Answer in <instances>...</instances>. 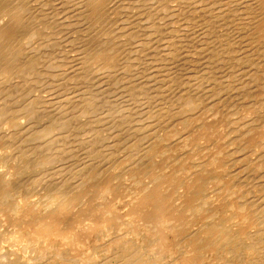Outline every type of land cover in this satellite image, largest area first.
Masks as SVG:
<instances>
[{
    "label": "bare ground",
    "instance_id": "1",
    "mask_svg": "<svg viewBox=\"0 0 264 264\" xmlns=\"http://www.w3.org/2000/svg\"><path fill=\"white\" fill-rule=\"evenodd\" d=\"M258 80L264 0H0V264H264ZM236 84L238 147L181 152Z\"/></svg>",
    "mask_w": 264,
    "mask_h": 264
},
{
    "label": "rangeland",
    "instance_id": "2",
    "mask_svg": "<svg viewBox=\"0 0 264 264\" xmlns=\"http://www.w3.org/2000/svg\"><path fill=\"white\" fill-rule=\"evenodd\" d=\"M208 54H209L208 53V49H206L204 51L203 56H206V55L208 56ZM205 61L206 60L204 59L202 62L204 63ZM244 68L246 70L245 73H247V76L249 77V75L251 73V70L253 69V65L252 64L250 65V63H248L246 66H244ZM263 81L264 80H258V82H259V89H262L264 91L263 86H260V84ZM236 85H238V84H236ZM201 88L203 89V87H201ZM243 91H244V89H241V84H240V85H238V86L235 87L234 91L224 92V93H222L220 95V97L222 96L221 98L219 96L217 98H215V102H213V104H217V108L210 110V108L204 107L205 109H198V110L194 111V113H196L198 116H200L201 118H203V121L199 124L200 125L199 128H202V125L204 126L205 124L206 125L207 124L208 125H214L215 128H212V129H213V131L214 130L215 131L213 132L214 134H211L210 136L205 137L203 139L201 138V139L197 140L198 146H196L194 148L193 147H190V146H187L185 149L183 148L181 150V152H183V153H185V152L189 153V152H192L193 150L201 149L200 151L198 150L199 157L200 158H208V157H212L213 155H215V153H216L215 148L216 147H221L222 146L223 147V152L226 149L225 152H224V154H226V153L231 154L232 151H233L232 149H236L238 147V142H237V139L236 138L239 135L238 133H235L234 132V129H232V128H235L237 125H241L242 126V130H244L243 128H246V125H247L246 122L249 120V119H244L245 117H238L239 115H233L232 114V110H233V107L234 106H236V105H238L240 103H244V102H247L248 103V102H251L252 101V99L247 94V90L244 91V92ZM233 93H234V96L235 97L232 95ZM255 100H257V99H255ZM233 101H235V102H233ZM229 103L231 105L232 104L233 105L230 106ZM253 117L254 116L252 114L248 118H253ZM211 120H212V123H211ZM206 121H208L209 123H206ZM225 123L226 124L228 123V124L226 125ZM190 124L192 125V122ZM196 125H198L197 122L194 125V129H193L194 132L198 130V129L196 130V128H195ZM175 128L181 130L182 135L179 136V137L176 136V137L171 138L170 141L167 144L170 143L169 144V147H172L175 144H177V145L180 144L179 149H181L183 147V144L181 142H179L180 139L183 138V137H189L191 135V133H192L191 132L192 131V128H190V126L185 127V126L179 125V124H177ZM170 129L173 130V131H175V129L173 127L170 128ZM188 129H189V132H188ZM190 129H191V131H190ZM229 129H231V130H229ZM199 132H200V130H199ZM219 135H220V137H219ZM163 137H164V135H163ZM178 138H180V139L178 140ZM202 140H204V141L201 142ZM212 140H213V143H212ZM214 144H215L216 147L214 146ZM228 151H230V152H228ZM227 157H226V160L229 159L230 155H228ZM236 157H238V155ZM193 161H194V159L184 161L185 167L188 166V168H189V164H193ZM228 161H230V159ZM170 168H175L176 169V167L174 165L170 166ZM219 173H221L223 175L226 174L224 172V167H222V165L220 167ZM119 185L120 186L116 189V191H114L113 196L110 197V199L111 198H114L113 200L111 199V204L113 206H111L110 208L116 214L117 213L118 214H121V213L125 212L126 209H128V208L130 209V207H129L130 206L129 198H130V193H132L131 190L137 188V191H138V187H139V186L138 187L133 186V184L130 181H126L124 183H119ZM218 196H220V195H218ZM123 206H124V208H123ZM258 227L259 226H257V228ZM88 241H89V242H87L88 243V248L89 247H92L94 245V243H95L93 241V239L88 240ZM85 245H86V243H85ZM3 246H5V248H7L6 244H3ZM209 257L210 256L207 257L206 261H204L203 264H227V263H229L231 261V260H228V259H224L223 261H212V260H209L208 259ZM199 264H202V263H199ZM229 264H239V263H229Z\"/></svg>",
    "mask_w": 264,
    "mask_h": 264
}]
</instances>
